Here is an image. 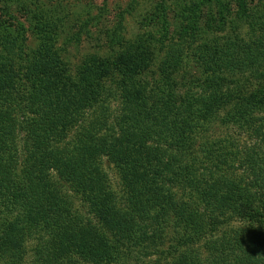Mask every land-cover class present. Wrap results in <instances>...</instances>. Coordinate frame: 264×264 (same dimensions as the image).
Wrapping results in <instances>:
<instances>
[{
    "label": "trees",
    "instance_id": "1",
    "mask_svg": "<svg viewBox=\"0 0 264 264\" xmlns=\"http://www.w3.org/2000/svg\"><path fill=\"white\" fill-rule=\"evenodd\" d=\"M46 34L28 59L35 86L24 103L12 96L9 69L24 50L17 52L5 38L0 51V264L24 253L31 227L38 241L46 236L38 249L40 264H116L133 258L136 249L162 246L153 264H264V117H254L252 105L244 109L233 122L241 131L253 127V144L230 151L227 141H203L212 121L205 105L187 106L180 117L170 94L149 90L147 99L156 102L149 105L130 87L123 94L119 136L113 128L100 136V117L80 125L86 112L105 103L91 89L105 63L94 60L72 78L53 60ZM246 48L239 53L226 45L220 58H207V68L217 72L241 63L264 77V41ZM161 93L165 101L158 102ZM77 125L81 131L70 140ZM199 137L202 152L218 155L211 166L194 151ZM103 155L123 171L126 205L108 185L99 162ZM65 186L81 196L98 223L73 212ZM177 188L189 200H176ZM170 222L177 231L172 243Z\"/></svg>",
    "mask_w": 264,
    "mask_h": 264
},
{
    "label": "rangeland",
    "instance_id": "2",
    "mask_svg": "<svg viewBox=\"0 0 264 264\" xmlns=\"http://www.w3.org/2000/svg\"><path fill=\"white\" fill-rule=\"evenodd\" d=\"M193 19H198L197 28L192 24ZM42 33H48L45 43L48 50L54 52L53 60L67 68L72 78L78 77L94 60L105 63L95 80L97 84L91 88L103 95L105 103L98 108L94 105L86 112V123L80 126H90L100 117L103 125L100 136H107L112 128L119 136L118 121L123 113L126 88L140 90L139 97L149 105L156 103L147 99L149 90H162L170 94L173 99L170 104L175 105L180 117L188 111L187 106L203 104L208 108L212 121L204 131L203 141L214 140L213 143L219 144L227 141L230 151L244 150L253 144V127L241 131L233 120L246 113L248 110L244 109L251 105L254 117H264L262 73H251L241 63L213 72L207 68L206 61L209 56L213 60L220 58L226 45L240 49V53L247 49V43L264 41V0H0V51L7 43L5 38L13 40L8 46L15 45L17 52L18 48L24 50L23 55L20 52L15 55L9 66L12 96L17 103L19 99L26 100L35 86L28 59L41 48ZM158 96L161 97L158 102L165 101L162 93ZM200 96L208 97L204 101ZM236 106L244 107L236 112L233 109ZM80 126L70 131V140L81 131ZM196 140L199 145L194 151L204 157L205 164L213 165L218 155L212 151L210 155L205 150L202 152V140L200 137ZM99 162L116 200L126 205L130 193L123 171L109 156H101ZM65 189L71 198L73 212L98 223L81 196L73 194L69 186ZM177 191L176 200H189L185 191L181 193L180 188ZM9 221L16 224L14 218ZM174 228L170 222V243L177 237ZM29 229L23 244L24 253L8 259L7 264H40L38 249L46 236L41 238L39 232L38 241L32 227ZM164 249L163 246L142 252L136 249L133 258H122L116 264H153L161 258Z\"/></svg>",
    "mask_w": 264,
    "mask_h": 264
}]
</instances>
